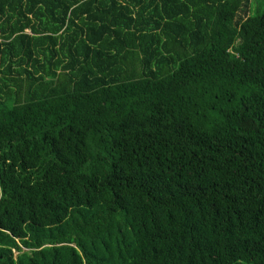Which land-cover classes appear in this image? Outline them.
I'll list each match as a JSON object with an SVG mask.
<instances>
[{
	"label": "trees",
	"instance_id": "1",
	"mask_svg": "<svg viewBox=\"0 0 264 264\" xmlns=\"http://www.w3.org/2000/svg\"><path fill=\"white\" fill-rule=\"evenodd\" d=\"M0 0V264H264V0Z\"/></svg>",
	"mask_w": 264,
	"mask_h": 264
},
{
	"label": "rangeland",
	"instance_id": "2",
	"mask_svg": "<svg viewBox=\"0 0 264 264\" xmlns=\"http://www.w3.org/2000/svg\"><path fill=\"white\" fill-rule=\"evenodd\" d=\"M254 3L255 9H258V7H261V9H263L262 0H254Z\"/></svg>",
	"mask_w": 264,
	"mask_h": 264
}]
</instances>
